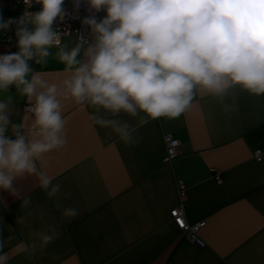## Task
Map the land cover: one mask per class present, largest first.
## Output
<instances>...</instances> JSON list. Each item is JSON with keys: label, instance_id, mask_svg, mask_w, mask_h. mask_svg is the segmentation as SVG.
Segmentation results:
<instances>
[{"label": "crops", "instance_id": "obj_1", "mask_svg": "<svg viewBox=\"0 0 264 264\" xmlns=\"http://www.w3.org/2000/svg\"><path fill=\"white\" fill-rule=\"evenodd\" d=\"M4 2V20L17 18L1 8ZM76 39L63 43L71 47ZM16 44L15 25L0 32V55L18 51ZM33 67L59 80L64 65L50 58ZM7 95L15 100L13 122L30 124L25 105L33 103L14 87L0 99ZM226 103L236 110L226 114L215 98L201 93L179 118L140 126L138 142L131 145L95 125L91 107L67 103V148L41 165L62 185L58 197L49 198L35 176L14 181L19 196L0 189V237L8 264H264V95L237 89ZM114 118L137 123L124 113ZM166 134L180 141L172 162L164 161ZM180 180L186 185L187 220L206 221L199 231L202 245L189 240L171 215L181 203ZM69 206L79 215L65 218ZM49 227L56 239L40 248L34 233ZM33 243L34 253L26 250Z\"/></svg>", "mask_w": 264, "mask_h": 264}, {"label": "clouds", "instance_id": "obj_2", "mask_svg": "<svg viewBox=\"0 0 264 264\" xmlns=\"http://www.w3.org/2000/svg\"><path fill=\"white\" fill-rule=\"evenodd\" d=\"M37 3L40 10L18 18L0 15V32L15 25L18 48L0 55V93L14 87L34 104L31 123H16L14 97L0 99V189L13 196L20 195L14 181L25 176H35L49 198L61 193L41 165L67 148V103L91 107L95 125L131 145L140 126L179 118L201 93L226 114L236 110L226 101L237 89L264 95V0H72L74 12L86 4L90 14L81 21L87 34L78 32L71 47L55 27L70 15L65 0ZM50 58L64 65L59 80L34 70L33 63L46 65ZM121 113L137 123L114 118ZM78 215L75 207L63 209L65 218ZM34 235L45 248L57 233L49 227ZM5 245L0 237V264L9 261ZM26 250L34 253L37 245Z\"/></svg>", "mask_w": 264, "mask_h": 264}, {"label": "built area", "instance_id": "obj_3", "mask_svg": "<svg viewBox=\"0 0 264 264\" xmlns=\"http://www.w3.org/2000/svg\"><path fill=\"white\" fill-rule=\"evenodd\" d=\"M40 5L37 0H5L2 4V9H7L14 13L16 17H20L24 12H32L40 10ZM65 8L69 12V16L62 23H57L55 27L61 35V41L67 37L74 36L77 38L78 32H84L87 34L86 26H83L81 21L84 16L90 13L87 10V5L82 4L81 9L78 13L73 11L72 0H65ZM98 17H103L106 15L105 12H100L96 14ZM79 16L80 19L75 18ZM32 107L34 104L27 103L25 105V110L32 112ZM165 140V162H172L180 154V141L175 138L172 134H166L164 136ZM257 159H260V153L256 154ZM179 195L181 203L176 208L172 209L171 215L174 219L176 225L185 233L187 238L192 242L202 245L203 241L199 237V231L204 227L206 221L204 219L198 220L196 222H189L186 218V212L184 208V201L186 200V185L180 180L178 182Z\"/></svg>", "mask_w": 264, "mask_h": 264}]
</instances>
